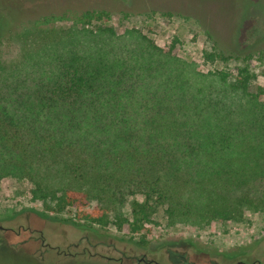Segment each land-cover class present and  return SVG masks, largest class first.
<instances>
[{
  "label": "trees",
  "instance_id": "1",
  "mask_svg": "<svg viewBox=\"0 0 264 264\" xmlns=\"http://www.w3.org/2000/svg\"><path fill=\"white\" fill-rule=\"evenodd\" d=\"M114 18H20L39 34L17 62L0 63V182L29 181L33 199L74 210L67 221L83 227L138 234L157 206L172 223L241 220L264 182V89L251 70L264 49L227 52L203 32V72ZM127 194L143 197L129 219L117 209ZM98 195L114 223L89 209Z\"/></svg>",
  "mask_w": 264,
  "mask_h": 264
},
{
  "label": "rangeland",
  "instance_id": "2",
  "mask_svg": "<svg viewBox=\"0 0 264 264\" xmlns=\"http://www.w3.org/2000/svg\"><path fill=\"white\" fill-rule=\"evenodd\" d=\"M65 9L107 10L118 29L136 30L160 48L173 45L177 57L203 72L209 67L202 59L205 32L227 52L264 49V0H0V63L13 64L36 45L39 32L22 25L21 17ZM251 70L255 86L264 89V59ZM256 188V199L241 220L172 223L157 206L150 222L134 234L125 223L121 230L115 224L74 225L67 221L74 210L54 211L50 203L33 199L29 181L5 178L0 182V264H174L179 256L196 264H264V207L259 204L264 203V182ZM134 199L143 201L127 194L117 208L120 217L129 219ZM88 207L104 209L114 223L115 211L102 195L91 198ZM142 255L154 262L135 260Z\"/></svg>",
  "mask_w": 264,
  "mask_h": 264
},
{
  "label": "flooded vegetation",
  "instance_id": "3",
  "mask_svg": "<svg viewBox=\"0 0 264 264\" xmlns=\"http://www.w3.org/2000/svg\"><path fill=\"white\" fill-rule=\"evenodd\" d=\"M135 260H137L139 263H141V262H143V263H153L154 262L152 260H146V255H142L140 258H136L135 257ZM173 261H174V264H196V263L190 262L188 260V258L185 257V256H179L178 258L173 259ZM154 263L155 264H159V263H156V262H154ZM236 264H243V263L242 262H237Z\"/></svg>",
  "mask_w": 264,
  "mask_h": 264
}]
</instances>
